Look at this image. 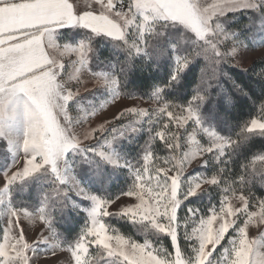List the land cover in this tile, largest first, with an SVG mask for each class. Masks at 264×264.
Wrapping results in <instances>:
<instances>
[{
  "label": "snow or ice",
  "instance_id": "obj_1",
  "mask_svg": "<svg viewBox=\"0 0 264 264\" xmlns=\"http://www.w3.org/2000/svg\"><path fill=\"white\" fill-rule=\"evenodd\" d=\"M257 186L264 0H0V264H264Z\"/></svg>",
  "mask_w": 264,
  "mask_h": 264
},
{
  "label": "trees",
  "instance_id": "obj_2",
  "mask_svg": "<svg viewBox=\"0 0 264 264\" xmlns=\"http://www.w3.org/2000/svg\"><path fill=\"white\" fill-rule=\"evenodd\" d=\"M244 21L241 19V23ZM108 53L106 51L103 52V55H107ZM203 68V63H200L193 68L192 73V80L195 82V78L200 75V70ZM225 71L229 72L233 77H236L240 79L242 82L249 84L253 89H255L258 92V85L255 83V77L251 74V72L245 74L243 73L242 69L240 68H225ZM256 71H259L257 68ZM210 72V70H209ZM147 73H140V72H133L129 74V82H128V90L137 93L138 95L142 94L144 91H146V88L143 86L142 81H144L145 77L147 76ZM251 110V105L246 104L241 110L240 108L231 110V116H229V119H233V117H236L238 119H245L247 118V113ZM235 122V120L233 121ZM257 194H260L261 190L259 186L256 188ZM58 224L61 228V231H64L66 228H75L76 230L79 229L80 224L82 223V217H76L74 213L67 212L63 219L58 216ZM116 227L121 228L125 232H131L132 229L128 225H124L122 222H116L113 221ZM137 239H143V237L137 236Z\"/></svg>",
  "mask_w": 264,
  "mask_h": 264
},
{
  "label": "rangeland",
  "instance_id": "obj_3",
  "mask_svg": "<svg viewBox=\"0 0 264 264\" xmlns=\"http://www.w3.org/2000/svg\"><path fill=\"white\" fill-rule=\"evenodd\" d=\"M257 55H259V53H253L252 57L257 56ZM252 57H250L249 60L245 63V65H244L245 67H247L251 63ZM133 103H139V101H135L134 102V101H131V100H123L120 104L117 105V107H121L123 105H131ZM115 110H116V108H112V111H115ZM110 114L111 113H109V115ZM253 234H255V230H253ZM41 264H44V262L42 261ZM48 264H52V262L49 261ZM61 264H63L62 259H61Z\"/></svg>",
  "mask_w": 264,
  "mask_h": 264
}]
</instances>
